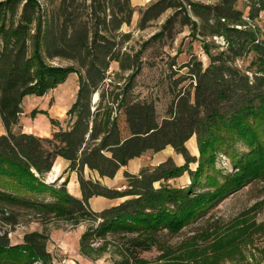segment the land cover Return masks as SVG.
<instances>
[{"label": "trees", "instance_id": "obj_1", "mask_svg": "<svg viewBox=\"0 0 264 264\" xmlns=\"http://www.w3.org/2000/svg\"><path fill=\"white\" fill-rule=\"evenodd\" d=\"M189 6L197 20L189 17L183 0H157L140 10V30L174 11L154 40L173 37L183 13V24L195 36L225 41L224 50L209 56L207 67L197 59L184 66L191 82L178 91L183 80L175 82L174 99L160 120L155 103L135 92L142 52L124 50L131 34L122 29L131 26L136 12L131 0L0 2V117L6 130L0 136L1 204L76 224L100 221L82 235L81 253L95 258L100 250L94 244L118 236L126 240V252L115 264H139L141 254L152 248L148 236L180 232L264 176V47L246 20L259 18L264 0ZM250 52L258 55L252 76L236 64ZM57 60L71 64L53 65ZM113 65L120 72H114ZM71 74L79 77V91L68 111V128L50 138L14 133L25 98L44 97ZM193 137L199 158L186 146ZM168 147L183 156L184 165L170 158L139 173L127 170L131 161ZM220 154L235 172L217 167ZM58 160L66 163L65 173H77L81 198L68 191V179L60 185L62 177L46 182ZM191 164H197L195 171ZM86 169L99 179L86 178ZM121 169L127 182L124 189L101 183L114 179ZM185 173L191 178L188 187L170 185ZM94 198L122 202L95 212L90 208ZM3 220L17 223L14 214ZM48 242V235L35 231L12 245L9 232L0 228V264H52Z\"/></svg>", "mask_w": 264, "mask_h": 264}, {"label": "rangeland", "instance_id": "obj_2", "mask_svg": "<svg viewBox=\"0 0 264 264\" xmlns=\"http://www.w3.org/2000/svg\"><path fill=\"white\" fill-rule=\"evenodd\" d=\"M155 1L157 0H150L137 7L132 2L136 9L132 24L124 26L122 31L131 34V40L125 44L124 50L134 53L142 52L143 68L136 80L135 92L141 98H148L155 103L159 119L162 120L166 117L174 99L175 82L183 80L179 83L177 91L187 88L191 82L188 79L189 69L184 66L197 59L203 63L204 67H207L210 63L209 56L224 50L225 41L216 37L204 39L195 36L191 27L183 24L185 22L183 13L178 17L173 37L167 36L154 40L162 32L166 21L174 15V11H168L146 30L138 29L141 19L140 10L146 9ZM219 1L183 0L184 7L192 20L197 19L193 16L189 2L214 5ZM239 8H243L241 3ZM245 12L247 13V10ZM246 20L249 23L248 30L254 32L257 43L264 47V12L253 22ZM257 59L258 55L250 52L240 58L236 64L252 76L257 69L254 65ZM70 64L63 60L53 62V65L68 66ZM173 64L176 65L173 66ZM112 70L120 72L117 65H113ZM126 76L127 74H123L124 78ZM78 91L79 77L77 74H71L65 83L51 90L44 97L25 98L22 105L24 113L19 124L13 128V132L50 138L58 129H67L70 122L68 111L75 103ZM94 100L96 102L98 97L96 96ZM4 134L6 130L0 117V136ZM193 138L194 141L190 140L186 146L192 156L199 158L197 139ZM170 158L177 165L185 164L183 156L177 154L172 147H168L160 153L148 152L136 162L137 165L132 164L130 169L127 167V170L138 169L140 165L142 167L157 166ZM216 163L219 169L235 172L230 160L221 154L217 156ZM65 168L66 163L58 160L52 172L46 176V182L52 184L62 177L58 182L60 185L68 179V191L76 197H81L77 173H65ZM190 169L195 171L197 164H191ZM123 172L122 170L114 179L100 181L108 187L124 189L127 182ZM258 172L261 171L258 170ZM84 176L94 180L99 179L98 174L88 169L85 170ZM169 183L176 188H185L190 185L191 178L189 173H185L181 178L171 180ZM95 202L90 203L93 211L96 208ZM113 202L117 205L122 200ZM2 210H5L6 214ZM11 214L16 216L17 223L5 224L3 218ZM99 223L100 221L96 223L81 221L76 224L47 218L36 210L4 206L0 203V228L2 231L9 232L12 245L21 244L27 233L43 232L49 237L48 251L53 257L52 264H115L123 260L126 240L118 236H109L94 244L95 248L100 250L95 258L86 257L81 253L82 235L90 225L98 226ZM147 239L152 248L151 251L141 254L139 264H264V176L230 195L212 209L205 218L190 224L180 232L171 234L164 232L156 237L150 235Z\"/></svg>", "mask_w": 264, "mask_h": 264}, {"label": "crops", "instance_id": "obj_3", "mask_svg": "<svg viewBox=\"0 0 264 264\" xmlns=\"http://www.w3.org/2000/svg\"><path fill=\"white\" fill-rule=\"evenodd\" d=\"M150 0H132V2H133V5L135 6V7H137V6H140V5H142V4H144V3H146V2H149ZM191 140H194V138L193 139H191ZM190 142V141H189ZM196 151H197V148H196ZM141 160V158H139V159H135V160H133V161H131L130 162V164H129V166H128V168L130 169V166L132 165V164H134V165H137V161H140ZM162 163V162H161ZM160 164V163H159ZM133 165V166H134ZM145 167V166H144ZM143 167L140 165L139 167H138V169H131V170H129L131 173H139L140 172V170L142 169ZM125 171V169H121L120 171H119V173L121 172V171ZM118 173V174H119ZM117 174V175H118ZM123 174H124V172H123ZM107 179V178H106ZM82 196V195H81ZM76 197V196H75ZM77 198H81V197H77ZM93 201H96L95 202V205H96V208H95V211H97V212H100V211H102V210H104V209H106V208H109V207H112V206H114V202L113 201H111V200H108V199H105V198H94V199H92L91 201H90V203H92ZM107 204V206H105L106 204ZM100 205H102V207H100ZM105 206V207H104Z\"/></svg>", "mask_w": 264, "mask_h": 264}, {"label": "bare ground", "instance_id": "obj_4", "mask_svg": "<svg viewBox=\"0 0 264 264\" xmlns=\"http://www.w3.org/2000/svg\"><path fill=\"white\" fill-rule=\"evenodd\" d=\"M194 141V140H193ZM195 144V143H194Z\"/></svg>", "mask_w": 264, "mask_h": 264}]
</instances>
